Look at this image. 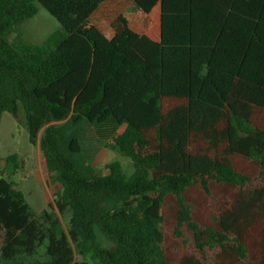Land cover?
<instances>
[{"label":"trees","instance_id":"obj_1","mask_svg":"<svg viewBox=\"0 0 264 264\" xmlns=\"http://www.w3.org/2000/svg\"><path fill=\"white\" fill-rule=\"evenodd\" d=\"M106 1L0 0V124L22 107L33 146L46 127L69 216L36 218L4 176L18 156L0 159V264H264V0H134L151 27L118 16L110 39L91 20ZM39 7L61 29L11 41ZM84 124L124 127L131 176L95 171Z\"/></svg>","mask_w":264,"mask_h":264},{"label":"rangeland","instance_id":"obj_2","mask_svg":"<svg viewBox=\"0 0 264 264\" xmlns=\"http://www.w3.org/2000/svg\"><path fill=\"white\" fill-rule=\"evenodd\" d=\"M118 16L128 19L132 29L137 33L146 32L152 25L150 20L136 8L134 0H107L91 20L110 39L113 36L111 22ZM60 29L61 26L57 20L44 8L39 7V13L14 31L9 38L11 41L22 39L27 43L38 45ZM45 128L39 132L38 143L33 146L29 142L24 109L20 107L16 115L4 114L0 124V159H5L12 154L18 156L21 162L20 168L15 169L12 165L4 171V176L24 193L36 218L41 219L44 212H51L50 206H52L58 220L67 229L69 216L61 215L55 208V195L59 191V186L49 173L46 159L39 146V140ZM123 131L124 127L106 126L98 129L88 124H84L78 131L82 156L99 175H106V166L113 162L121 164L125 175L131 176L134 173L133 163L112 149L114 139ZM98 238L103 246H110V243L100 233H98ZM2 240L3 234L0 231V247ZM35 259H46L44 248L39 249Z\"/></svg>","mask_w":264,"mask_h":264}]
</instances>
